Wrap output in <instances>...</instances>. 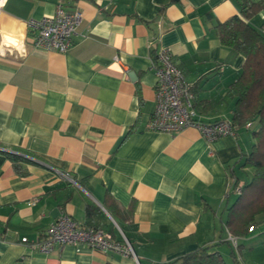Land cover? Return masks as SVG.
<instances>
[{"label":"crops","instance_id":"obj_1","mask_svg":"<svg viewBox=\"0 0 264 264\" xmlns=\"http://www.w3.org/2000/svg\"><path fill=\"white\" fill-rule=\"evenodd\" d=\"M242 0H6L0 8V264H164L202 247L230 263L227 210L253 169L242 167L254 142L244 127L209 146L195 129L153 132L156 75L150 42L167 48L194 91L197 117L231 120L228 94L244 56L222 46L209 27L239 14ZM259 2L261 0H250ZM80 11L65 53L32 44L30 26L57 6ZM249 23L264 31V11ZM30 155L18 176L8 153ZM85 186H80L78 182ZM130 222L103 206L105 195ZM93 222L134 256L67 245L50 255L32 251L61 215ZM112 217L119 229L113 224ZM237 240L239 264H264V213ZM113 230V231H112Z\"/></svg>","mask_w":264,"mask_h":264},{"label":"trees","instance_id":"obj_2","mask_svg":"<svg viewBox=\"0 0 264 264\" xmlns=\"http://www.w3.org/2000/svg\"><path fill=\"white\" fill-rule=\"evenodd\" d=\"M261 11H264V0L255 3L242 0L238 15L209 27L214 30L222 46L244 56L240 73L228 90V94L235 98L231 122L237 127V131L250 123L247 130L251 129L254 140L250 153L242 165L244 168L253 169L249 181L239 185L237 178L233 175L229 176L232 179L231 189H240L235 202L227 210L225 221L229 235L236 239L244 237L248 229L253 227L255 217L264 213V31L262 28L256 29L249 23ZM154 56L155 50L152 49L151 57ZM255 123L257 127L253 129ZM7 156L12 161L13 169L18 176L28 175L22 164L34 163L30 160L29 154L16 150L8 153ZM78 183L80 186H85L81 181ZM103 206L116 220L130 222L132 208L123 211L108 193L105 195ZM101 214L102 211L91 201L85 204L86 225L94 229H102L93 222V218ZM231 249L230 263L239 264L237 254H240V246L237 245L236 251ZM164 264L228 263L220 253L212 251L211 247H202Z\"/></svg>","mask_w":264,"mask_h":264},{"label":"built area","instance_id":"obj_3","mask_svg":"<svg viewBox=\"0 0 264 264\" xmlns=\"http://www.w3.org/2000/svg\"><path fill=\"white\" fill-rule=\"evenodd\" d=\"M5 1L0 0V8ZM81 21L80 11L68 12L61 5L57 6L53 15L44 16L30 23L34 30L32 44L47 51L65 53L71 47L72 37L76 34ZM156 43L157 38L149 45L151 50H155L150 69L156 75V83L155 107L148 122V129L153 132L175 134L186 128H192L202 135L208 146L220 137H236L237 127L231 120L211 123L200 121L194 108L195 95L192 85L185 80L183 73L172 61L170 50L158 47ZM249 127L250 123L244 126L245 129ZM228 187L231 189L230 183ZM234 190L236 193L240 191L239 188ZM248 231H253V227ZM20 242L43 255H50L67 245L78 247L85 244L99 253L134 256L131 244L122 234L118 239L109 231L94 229L65 214L50 224L38 239L29 240L22 237ZM230 242L236 251V238H230Z\"/></svg>","mask_w":264,"mask_h":264},{"label":"water","instance_id":"obj_4","mask_svg":"<svg viewBox=\"0 0 264 264\" xmlns=\"http://www.w3.org/2000/svg\"><path fill=\"white\" fill-rule=\"evenodd\" d=\"M107 215L112 219V217L107 213ZM113 224L119 229L118 225L115 223V221L112 219ZM122 234V233H121ZM123 235V234H122ZM124 236V235H123ZM125 237V236H124Z\"/></svg>","mask_w":264,"mask_h":264},{"label":"rangeland","instance_id":"obj_5","mask_svg":"<svg viewBox=\"0 0 264 264\" xmlns=\"http://www.w3.org/2000/svg\"><path fill=\"white\" fill-rule=\"evenodd\" d=\"M256 127H257V124L255 123V126L253 127V129H256Z\"/></svg>","mask_w":264,"mask_h":264}]
</instances>
